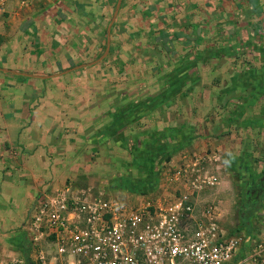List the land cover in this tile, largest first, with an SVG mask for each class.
Segmentation results:
<instances>
[{
  "label": "crops",
  "instance_id": "1",
  "mask_svg": "<svg viewBox=\"0 0 264 264\" xmlns=\"http://www.w3.org/2000/svg\"><path fill=\"white\" fill-rule=\"evenodd\" d=\"M0 4V264H36L23 227L37 194L95 182L91 165L114 162L116 145L172 148L168 167L207 156L217 183L252 169L264 133V0Z\"/></svg>",
  "mask_w": 264,
  "mask_h": 264
},
{
  "label": "built area",
  "instance_id": "2",
  "mask_svg": "<svg viewBox=\"0 0 264 264\" xmlns=\"http://www.w3.org/2000/svg\"><path fill=\"white\" fill-rule=\"evenodd\" d=\"M208 162L202 156L191 166H169L164 190L136 205L107 188L74 182L39 192L23 227L35 263L264 264L263 244L226 230L217 208L199 201L204 189L217 184L203 169Z\"/></svg>",
  "mask_w": 264,
  "mask_h": 264
},
{
  "label": "rangeland",
  "instance_id": "3",
  "mask_svg": "<svg viewBox=\"0 0 264 264\" xmlns=\"http://www.w3.org/2000/svg\"><path fill=\"white\" fill-rule=\"evenodd\" d=\"M116 123L121 124V126L127 125V122L122 121V119H117ZM115 137L114 140L125 138L123 141L134 145H138V141L142 140L141 136L134 133L123 136L118 132ZM256 145L259 148L257 154L259 153L260 156L256 155L253 159L254 165L250 172L240 171L238 173L236 170L233 175L227 176L224 181L219 180L215 186L204 189L198 199L202 205L217 207L220 223L226 230L234 231L238 229L237 236L250 237L251 242L264 245V196L260 197L258 209L255 213H245L241 207L246 188L248 186H256L261 174L264 173V133L262 131L257 134ZM115 147L113 151H110L115 158L114 162H106V157H102V161H94V164L91 165V170H94L90 171L88 176L90 180L96 179L95 182L89 183L74 179L69 181H75L76 184L84 187L107 188L110 191H114L112 196L116 199L133 205L152 199L154 195L164 190L162 189L164 186L162 188L160 186L161 184L164 185V174L174 155V149L140 148L139 153H137L135 150L128 148H117V145ZM133 153L134 156L132 155ZM208 165L204 164L203 169L209 171L210 174L216 175ZM99 168H102L104 172L101 176L97 171ZM143 185H146V189H141ZM155 191L157 192L155 193ZM242 214L245 215V219L249 220L248 224L242 220ZM252 248L253 244L250 246V251Z\"/></svg>",
  "mask_w": 264,
  "mask_h": 264
},
{
  "label": "trees",
  "instance_id": "4",
  "mask_svg": "<svg viewBox=\"0 0 264 264\" xmlns=\"http://www.w3.org/2000/svg\"><path fill=\"white\" fill-rule=\"evenodd\" d=\"M244 194L245 200L243 199V210L245 208H249V210L245 211V213L248 212H254L258 209V205L260 202V197L264 194V174L259 179V183L254 187H247ZM250 199V200H249ZM248 200V203L246 202Z\"/></svg>",
  "mask_w": 264,
  "mask_h": 264
},
{
  "label": "flooded vegetation",
  "instance_id": "5",
  "mask_svg": "<svg viewBox=\"0 0 264 264\" xmlns=\"http://www.w3.org/2000/svg\"><path fill=\"white\" fill-rule=\"evenodd\" d=\"M245 196H246V195L243 194V199L245 198ZM243 199H242V201H243ZM244 200H245V199H244ZM249 200H250V199H249ZM246 202L248 203V200H246ZM241 206H242V209H243L244 205L241 204ZM249 208H250V207H249ZM249 208H245V209H244V212L247 211V210H249Z\"/></svg>",
  "mask_w": 264,
  "mask_h": 264
},
{
  "label": "water",
  "instance_id": "6",
  "mask_svg": "<svg viewBox=\"0 0 264 264\" xmlns=\"http://www.w3.org/2000/svg\"><path fill=\"white\" fill-rule=\"evenodd\" d=\"M244 217H245V215H244V214H242V215H241V218H242V220L245 222V221H246V219H245Z\"/></svg>",
  "mask_w": 264,
  "mask_h": 264
}]
</instances>
